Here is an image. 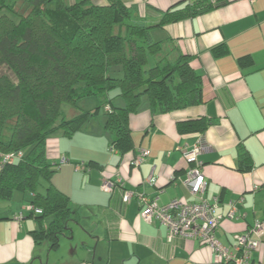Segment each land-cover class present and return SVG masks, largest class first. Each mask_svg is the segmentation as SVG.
<instances>
[{
  "label": "crops",
  "instance_id": "0c3cea01",
  "mask_svg": "<svg viewBox=\"0 0 264 264\" xmlns=\"http://www.w3.org/2000/svg\"><path fill=\"white\" fill-rule=\"evenodd\" d=\"M123 2L152 24L164 12L189 3ZM209 2L212 9L154 31L156 39L172 40L192 56L203 77V103L153 115L149 100L142 98L139 111L129 119L133 148L123 156L108 152L114 149L105 118L91 120L71 138L58 134L49 139L50 162L56 164L62 156L69 161L53 183L78 212L70 226L74 236L81 233L80 243L53 259L52 253L63 247L62 239L69 240L63 237L57 249H50L46 240L37 242L33 233L39 222L29 212L22 213L24 203L29 204L23 195L18 204L0 202V264H221L208 245L181 237L169 240L167 227L145 222L136 197L123 201L126 190L156 199L161 206L177 199L192 201L183 185L188 164L181 150L199 143L205 148L199 161L209 181L206 198L219 202L216 237L233 250L241 236H249L257 244L252 262L264 264V0ZM114 103L125 105L120 99ZM200 117L212 121L205 132L178 131L179 122ZM48 149L54 153L49 155ZM141 150H148L149 156L136 166L133 161ZM242 150L250 157L248 168L241 163ZM73 165L82 166L84 174L74 171ZM63 171L74 179L72 185L60 182ZM104 181L114 184L112 192L100 188ZM257 224L262 226L259 234L253 233Z\"/></svg>",
  "mask_w": 264,
  "mask_h": 264
},
{
  "label": "trees",
  "instance_id": "16d2710c",
  "mask_svg": "<svg viewBox=\"0 0 264 264\" xmlns=\"http://www.w3.org/2000/svg\"><path fill=\"white\" fill-rule=\"evenodd\" d=\"M209 3L193 0L152 24L123 0L105 5L0 0V201H9L16 191L30 194L29 204L42 210L28 211L39 222L33 233L37 242L46 240L50 249H57L63 237L73 236L70 224L78 214L70 197L53 183L65 164H53L47 156L52 135L73 137L103 107L112 147L123 156L133 148L129 119L143 96L153 115L203 103V77L192 56L172 40L156 39L154 31L212 9ZM90 96L96 99L93 109L78 106L79 99ZM120 98L122 107L114 103ZM65 105L77 111L69 117ZM211 124L200 117L179 122L177 128L203 133ZM19 152L22 157L13 164L3 163L5 155ZM240 160L250 167L246 151Z\"/></svg>",
  "mask_w": 264,
  "mask_h": 264
},
{
  "label": "built area",
  "instance_id": "2783aa9c",
  "mask_svg": "<svg viewBox=\"0 0 264 264\" xmlns=\"http://www.w3.org/2000/svg\"><path fill=\"white\" fill-rule=\"evenodd\" d=\"M188 1L191 2L193 0ZM204 149V146L199 143L192 148H183L181 150L188 164L183 185L192 197V201L186 202L177 199L161 206L156 199L151 200L144 194L129 190L125 191L123 201L128 203L132 198L136 197L143 208L140 217L149 224L157 221L167 227L169 240L175 237L198 240L210 247L217 261L221 264H256L252 262V254L256 250L257 244L249 236H241L233 250L224 246L216 237L221 216L217 215L219 202L215 199L209 201L206 198L209 181L203 174L202 164L199 161V156ZM148 156V150H141L134 159L133 164L140 166ZM21 157V152L7 154L3 157V163L13 164ZM67 162L65 157L60 160L61 165L67 164ZM81 168L82 166L77 167V169ZM121 185L123 186L122 182ZM113 188L114 184L109 181H104L101 187L106 192H112ZM28 211H34L35 214L42 213V210L31 205L28 206ZM260 232H262V226L257 224L253 233L259 234Z\"/></svg>",
  "mask_w": 264,
  "mask_h": 264
},
{
  "label": "rangeland",
  "instance_id": "374dc122",
  "mask_svg": "<svg viewBox=\"0 0 264 264\" xmlns=\"http://www.w3.org/2000/svg\"><path fill=\"white\" fill-rule=\"evenodd\" d=\"M117 93V92H116ZM115 93V94H116ZM115 94H113V95H115ZM143 98V102H147L148 100V98L146 97V96H143L142 97ZM118 100V99H117ZM120 100H123L122 98H120ZM77 104H78V106H80V107H83L84 109H93L97 104H96V99H95V97H93V96H90V97H86V98H83V99H79L78 100V102H77ZM63 110L65 111V113L70 117V116H72V113L74 112V111H77V108L75 107V108H72L71 106H69V105H65L64 107H63ZM105 113H106V109L105 108H101V110H100V112L96 115V116H94L93 118H91L90 120H88L87 122H85L84 124H83V126H81L79 129L81 130L84 126H87V123L88 122H90L91 120H94V121H97V120H95V118H97L98 120L99 119H103V118H105ZM105 120V119H104ZM80 130H78V131H80ZM76 133V132H75ZM58 134H62L61 132H58V133H55L54 135H52L51 137H50V139H53V138H55V136L56 135H58ZM77 144H79L78 142L75 144L76 146H75V148H78L77 147ZM115 150H110V148H109V150H108V152H114ZM50 153L51 154H53L54 152H51V150L50 149H48V154L50 155ZM65 165H67V164H65ZM76 167H77V165H76ZM76 167H75V165H73V168H74V171H76V172H81V173H83V171L82 170H80V169H76ZM58 173H61V170L60 171H58ZM84 174V173H83ZM73 181H74V179H72V176H70V173H68L67 171H63L62 172V175H60V182L61 183H63L64 185H67V186H69V185H72L73 184ZM77 183H79L78 181H77ZM80 185H81V183H79ZM102 184H103V182H101L100 183V188L102 187ZM23 195H26V196H28V198H29V200H30V194H28V193H23V192H21V191H16L15 193H14V195H13V197L9 200V201H0V202H5V203H7V204H11V203H14V204H18V203H20V200L22 199V196ZM29 200H27V201H29ZM30 204H28V202H25L24 203V206H22L23 208H22V213H24V214H28V206H29ZM82 219V218H81ZM84 222V221H83ZM81 233H77V235H73V239H71L70 237H67L68 238V240L69 241H67L66 239H62V242H61V244H63V247H61V249L58 251V249L56 250V251H54L53 253H52V258L53 259H55V258H58L60 255H61V253H67V252H71V250H72V248L73 247H76L79 243H80V240H81V236L82 235H80ZM72 247V248H71Z\"/></svg>",
  "mask_w": 264,
  "mask_h": 264
},
{
  "label": "water",
  "instance_id": "95a60500",
  "mask_svg": "<svg viewBox=\"0 0 264 264\" xmlns=\"http://www.w3.org/2000/svg\"><path fill=\"white\" fill-rule=\"evenodd\" d=\"M70 238H72V239H73V236H72V237H70Z\"/></svg>",
  "mask_w": 264,
  "mask_h": 264
}]
</instances>
